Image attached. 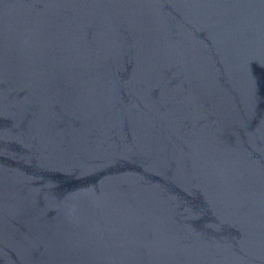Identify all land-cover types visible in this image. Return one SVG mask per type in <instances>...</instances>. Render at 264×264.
<instances>
[{
  "label": "water",
  "instance_id": "obj_1",
  "mask_svg": "<svg viewBox=\"0 0 264 264\" xmlns=\"http://www.w3.org/2000/svg\"><path fill=\"white\" fill-rule=\"evenodd\" d=\"M0 264H264V0H0Z\"/></svg>",
  "mask_w": 264,
  "mask_h": 264
}]
</instances>
